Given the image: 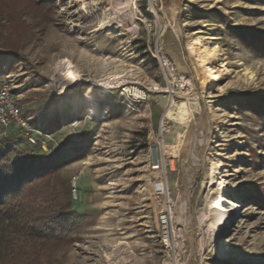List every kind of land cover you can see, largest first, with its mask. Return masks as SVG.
<instances>
[{"label":"rangeland","instance_id":"rangeland-1","mask_svg":"<svg viewBox=\"0 0 264 264\" xmlns=\"http://www.w3.org/2000/svg\"><path fill=\"white\" fill-rule=\"evenodd\" d=\"M17 3L0 81L22 124L0 139L65 160L76 214L50 264H264V0Z\"/></svg>","mask_w":264,"mask_h":264},{"label":"trees","instance_id":"trees-1","mask_svg":"<svg viewBox=\"0 0 264 264\" xmlns=\"http://www.w3.org/2000/svg\"><path fill=\"white\" fill-rule=\"evenodd\" d=\"M9 4L0 0V29L3 17L11 18ZM36 6L18 0L13 13L34 16ZM13 137L0 139V264H50L76 214L71 185L56 173L65 160L59 150L39 153L40 145L17 149Z\"/></svg>","mask_w":264,"mask_h":264},{"label":"built area","instance_id":"built-area-1","mask_svg":"<svg viewBox=\"0 0 264 264\" xmlns=\"http://www.w3.org/2000/svg\"><path fill=\"white\" fill-rule=\"evenodd\" d=\"M12 89L5 80L0 81V132L6 134L13 127L22 124L21 109L18 105V96L11 93ZM33 144L36 141L29 139ZM47 145H40L45 149Z\"/></svg>","mask_w":264,"mask_h":264},{"label":"bare ground","instance_id":"bare-ground-1","mask_svg":"<svg viewBox=\"0 0 264 264\" xmlns=\"http://www.w3.org/2000/svg\"><path fill=\"white\" fill-rule=\"evenodd\" d=\"M205 53V52H204ZM197 64L199 65V73L213 76L216 73H219L220 70L216 69L212 63H210L208 60H206L202 57H198ZM222 72V71H221ZM218 76L214 79H217ZM154 164L157 163V155L156 152L153 151L152 153ZM221 201L216 202V204L212 208V213H214V216H209L210 220L220 229H225L228 227L226 224L228 222L229 216H232L236 209H238V204L234 201L229 199L226 196L221 197ZM211 213V214H212ZM185 224V223H184ZM188 239V238H187Z\"/></svg>","mask_w":264,"mask_h":264}]
</instances>
